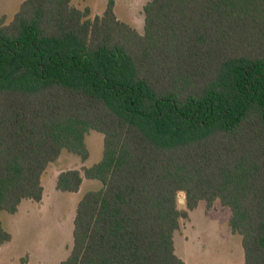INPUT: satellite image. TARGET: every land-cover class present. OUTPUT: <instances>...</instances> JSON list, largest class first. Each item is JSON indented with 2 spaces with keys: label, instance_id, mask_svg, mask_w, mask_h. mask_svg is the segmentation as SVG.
<instances>
[{
  "label": "trees",
  "instance_id": "trees-1",
  "mask_svg": "<svg viewBox=\"0 0 264 264\" xmlns=\"http://www.w3.org/2000/svg\"><path fill=\"white\" fill-rule=\"evenodd\" d=\"M143 32L108 0H23L0 17V212L39 202L62 149L102 186L77 202L58 264H184L174 234L200 201L229 208L243 264H264V0H148ZM182 197L183 202L178 199ZM11 234L0 219V246Z\"/></svg>",
  "mask_w": 264,
  "mask_h": 264
},
{
  "label": "rangeland",
  "instance_id": "rangeland-1",
  "mask_svg": "<svg viewBox=\"0 0 264 264\" xmlns=\"http://www.w3.org/2000/svg\"><path fill=\"white\" fill-rule=\"evenodd\" d=\"M23 0H0V17L9 22ZM108 0H71L78 8H89L90 17L101 15ZM148 0H113L116 16L143 32V7ZM89 151L86 160L62 149L57 160L41 175L43 196L39 202L23 200L15 213L0 212L3 227L11 239L0 246V264H58L72 244V226L77 202L89 190L101 188L98 179L83 177L79 189H56L57 175L81 165L90 166L102 156L103 134L90 130L85 135ZM229 208L215 200L204 201L181 220L174 234L175 252L184 264H243L241 238L232 233L227 220Z\"/></svg>",
  "mask_w": 264,
  "mask_h": 264
},
{
  "label": "water",
  "instance_id": "water-1",
  "mask_svg": "<svg viewBox=\"0 0 264 264\" xmlns=\"http://www.w3.org/2000/svg\"><path fill=\"white\" fill-rule=\"evenodd\" d=\"M178 201H179L180 203H182V202H183V198L180 197V198L178 199Z\"/></svg>",
  "mask_w": 264,
  "mask_h": 264
},
{
  "label": "crops",
  "instance_id": "crops-1",
  "mask_svg": "<svg viewBox=\"0 0 264 264\" xmlns=\"http://www.w3.org/2000/svg\"><path fill=\"white\" fill-rule=\"evenodd\" d=\"M79 168V167H78Z\"/></svg>",
  "mask_w": 264,
  "mask_h": 264
}]
</instances>
